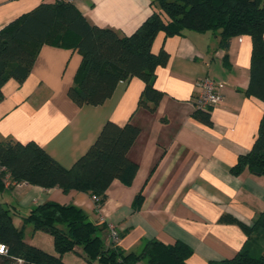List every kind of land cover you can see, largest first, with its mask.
<instances>
[{
    "label": "crops",
    "instance_id": "crops-1",
    "mask_svg": "<svg viewBox=\"0 0 264 264\" xmlns=\"http://www.w3.org/2000/svg\"><path fill=\"white\" fill-rule=\"evenodd\" d=\"M68 1L91 24L122 36L137 31L154 10V0ZM55 2L0 0V31L39 5ZM252 48L247 35L232 38L225 51L214 33L160 32L152 51L164 50L169 58L156 71L155 88L164 96L150 111L139 107L145 83L137 77L119 82L103 104L79 107L68 92L76 81L81 54L73 44L42 46L26 81L10 80L2 89L0 143L36 142L60 165L71 168L108 121L120 126L131 123L141 129L128 152L139 169L132 184L115 181L100 208L88 193L16 185L8 176L0 189V203L17 208L14 224L22 227L34 208L53 202L77 207L93 222L113 225L120 236L117 245L128 253H141L147 242L156 239L190 246L193 254L187 264L235 257L247 234L238 223L222 218L251 225L264 212V176L248 169L232 173L239 157L251 151L264 116V102L247 95ZM204 78L224 85L219 90L223 102L210 109L211 126L193 117V100ZM141 193L143 204L135 211L133 203Z\"/></svg>",
    "mask_w": 264,
    "mask_h": 264
},
{
    "label": "trees",
    "instance_id": "trees-1",
    "mask_svg": "<svg viewBox=\"0 0 264 264\" xmlns=\"http://www.w3.org/2000/svg\"><path fill=\"white\" fill-rule=\"evenodd\" d=\"M152 5V14L130 36L91 24L68 0L43 3L11 22L0 31V102L6 83H23L30 76L42 46L73 44L82 56L76 81L68 92L74 103L99 106L112 96L119 82L137 77L145 83L139 107L155 111L164 96L155 88L156 71L169 57L164 50L155 54L152 45L160 32L179 36L185 31L214 33L225 51L232 38L250 36L253 48L247 95L264 102V0H154ZM224 63L228 64L227 56ZM193 117L212 125L210 110H195ZM140 133L141 129L131 123L120 126L108 121L88 152L71 168L60 165L36 142H2L0 165L7 173L0 175V189L9 176L17 184L88 193L99 198L96 207L100 208L115 181L133 183L139 167L128 152ZM245 169L264 176V116L251 151L239 157L232 173L239 175ZM143 200L142 193L136 196L135 211ZM16 213L17 208L0 203V246L6 250L0 254V264H68L66 255L81 252L84 264H139L144 260L148 264H187L193 254L185 243L168 245L156 239L147 242L141 253L125 252L110 240L108 225L91 221L74 206L53 202L37 206L23 219L22 227L14 224ZM222 221L238 223L247 241L235 257L210 264H264V212L251 225L230 216ZM29 224L34 233L51 236L54 253L25 241Z\"/></svg>",
    "mask_w": 264,
    "mask_h": 264
},
{
    "label": "built area",
    "instance_id": "built-area-1",
    "mask_svg": "<svg viewBox=\"0 0 264 264\" xmlns=\"http://www.w3.org/2000/svg\"><path fill=\"white\" fill-rule=\"evenodd\" d=\"M199 85L201 91L193 100V106L195 110H210L223 102V97L220 94L219 90L223 89L224 85L217 84L215 81L209 78L200 80ZM3 173H7V170L5 167L0 165V175H2ZM4 179L10 180L8 176H6ZM15 184L19 185L17 183ZM93 200L96 203L99 201V198L93 197ZM108 228L110 233V240L113 242H118L119 232L113 225H108ZM5 252L6 250L4 246H0V254H5Z\"/></svg>",
    "mask_w": 264,
    "mask_h": 264
},
{
    "label": "rangeland",
    "instance_id": "rangeland-1",
    "mask_svg": "<svg viewBox=\"0 0 264 264\" xmlns=\"http://www.w3.org/2000/svg\"><path fill=\"white\" fill-rule=\"evenodd\" d=\"M25 240L34 243V245H40L42 249H50V241L52 242L50 235L44 232L34 233L32 224H29L25 231ZM50 252L54 253V249H50ZM65 260L68 264H84L82 252L81 254L70 253L65 256Z\"/></svg>",
    "mask_w": 264,
    "mask_h": 264
}]
</instances>
